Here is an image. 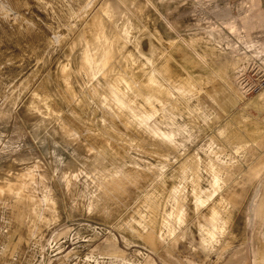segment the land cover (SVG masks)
Here are the masks:
<instances>
[{"label":"rangeland","instance_id":"obj_1","mask_svg":"<svg viewBox=\"0 0 264 264\" xmlns=\"http://www.w3.org/2000/svg\"><path fill=\"white\" fill-rule=\"evenodd\" d=\"M0 264H264V1L0 0Z\"/></svg>","mask_w":264,"mask_h":264},{"label":"bare ground","instance_id":"obj_2","mask_svg":"<svg viewBox=\"0 0 264 264\" xmlns=\"http://www.w3.org/2000/svg\"><path fill=\"white\" fill-rule=\"evenodd\" d=\"M103 32V31H102ZM98 42V41H97ZM90 46V45H88ZM88 52V51H87ZM95 55V54H94ZM86 58L89 60V63L92 64L94 62V57H92L90 54H86Z\"/></svg>","mask_w":264,"mask_h":264},{"label":"crops","instance_id":"obj_3","mask_svg":"<svg viewBox=\"0 0 264 264\" xmlns=\"http://www.w3.org/2000/svg\"><path fill=\"white\" fill-rule=\"evenodd\" d=\"M264 1V0H263ZM245 26V24L243 26H241L242 28ZM250 42L254 43L253 41L249 40ZM255 44V47L257 48L258 44L257 43H254Z\"/></svg>","mask_w":264,"mask_h":264}]
</instances>
